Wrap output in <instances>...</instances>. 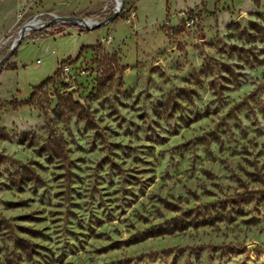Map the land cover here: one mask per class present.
<instances>
[{
  "label": "rangeland",
  "instance_id": "obj_1",
  "mask_svg": "<svg viewBox=\"0 0 264 264\" xmlns=\"http://www.w3.org/2000/svg\"><path fill=\"white\" fill-rule=\"evenodd\" d=\"M122 4L0 0V264H264V0Z\"/></svg>",
  "mask_w": 264,
  "mask_h": 264
},
{
  "label": "water",
  "instance_id": "obj_2",
  "mask_svg": "<svg viewBox=\"0 0 264 264\" xmlns=\"http://www.w3.org/2000/svg\"><path fill=\"white\" fill-rule=\"evenodd\" d=\"M122 5H123V4H122ZM120 8H121V6H118V7H117V11H115L114 15H113L110 19L106 20L105 22H99L98 24H96V25H94V26H90V25H88V24H87V23H88V20H87V19L85 20V19H81V18H77V17H61V19H62V20H74V21H76L79 25H83V26H85L87 29H94V28L98 27V26L101 25V24H104V23H107V22L113 20V19L116 17V15L118 14ZM26 30H28V29H24L23 32H22L21 30L19 31L18 39H17V41L14 43L13 48H15L16 45L19 44V43L21 42L23 36H25V35H24V34H25L24 32H25ZM0 63H1V62H0Z\"/></svg>",
  "mask_w": 264,
  "mask_h": 264
},
{
  "label": "bare ground",
  "instance_id": "obj_3",
  "mask_svg": "<svg viewBox=\"0 0 264 264\" xmlns=\"http://www.w3.org/2000/svg\"><path fill=\"white\" fill-rule=\"evenodd\" d=\"M123 1L124 0H116V4H117V7L118 6H121L122 5V3H123ZM99 23V21H96V20H91V21H88V25H90V26H94V25H96V24H98ZM39 24V20L38 19H33L32 21H30V22H28V23H26L20 30L23 32V30L24 29H28V30H30V29H33V28H35V26H37ZM28 30H26L24 33L26 34L27 33V31ZM24 34V35H25ZM24 37V36H23ZM23 39V38H22ZM22 41V40H21Z\"/></svg>",
  "mask_w": 264,
  "mask_h": 264
},
{
  "label": "built area",
  "instance_id": "obj_4",
  "mask_svg": "<svg viewBox=\"0 0 264 264\" xmlns=\"http://www.w3.org/2000/svg\"><path fill=\"white\" fill-rule=\"evenodd\" d=\"M50 16L51 17H50V20H48V23H44L45 26H48V25L53 24V23H56V22L66 23V22H69L70 21V20H62L60 16H56L55 14H51ZM34 19H38L39 20V24L42 23V19L41 18H37L36 17ZM88 21H91V20H88ZM30 30H32V29H30Z\"/></svg>",
  "mask_w": 264,
  "mask_h": 264
},
{
  "label": "trees",
  "instance_id": "obj_5",
  "mask_svg": "<svg viewBox=\"0 0 264 264\" xmlns=\"http://www.w3.org/2000/svg\"><path fill=\"white\" fill-rule=\"evenodd\" d=\"M11 69H16V67L14 66V67H11Z\"/></svg>",
  "mask_w": 264,
  "mask_h": 264
}]
</instances>
